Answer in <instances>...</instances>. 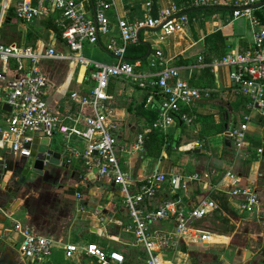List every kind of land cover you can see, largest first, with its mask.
I'll list each match as a JSON object with an SVG mask.
<instances>
[{
  "label": "built area",
  "instance_id": "built-area-1",
  "mask_svg": "<svg viewBox=\"0 0 264 264\" xmlns=\"http://www.w3.org/2000/svg\"><path fill=\"white\" fill-rule=\"evenodd\" d=\"M121 1L124 0H0V167H4L5 155L26 159L31 155L35 139L38 154L44 139L60 134L70 157H80L88 169H95L97 176L119 187V202L126 211L128 225L123 227L121 220L100 215L97 210H88L83 205L79 211L103 226L112 223L129 232L131 240L127 244L140 252L135 262L209 264L194 262L189 253V244L203 246L208 242L210 232L203 223L219 207L218 201L208 193L186 198L188 183L198 179L199 175L195 172L167 174L157 169L137 178L123 169L119 151H142L151 130L166 131L173 124L175 113L180 115L178 119L182 122L192 124L196 116L185 108H192L196 101L210 97L213 89L191 85L180 76L179 67L162 62L161 50L155 52L159 65L155 71H142L125 58L128 47L137 41L136 33L142 25L159 26L162 36H166L188 23L186 14L171 17L167 13L161 20H155L150 14V2H146L142 22L115 17L118 35L104 44L105 50L115 59L114 63L85 56L84 45L96 44L100 33L111 30L113 24L109 13ZM221 1L193 0L197 6L219 5ZM248 4L234 9L232 15L249 18L253 28L252 45L244 50L228 51L207 64L211 68L228 66L232 92L246 98L242 119L228 132L235 154L248 146L247 130L253 111L258 113L264 127V26L251 13ZM172 8L177 7L173 4ZM8 17L24 24L53 20L66 50L57 49V31L53 28H49V41L39 39L29 43L20 38L5 43L4 26ZM49 58L66 59L88 71V88L82 92L69 91V99L77 105L74 110L53 109L47 102L48 79L41 62ZM203 58L202 55L198 57L202 64ZM151 64L155 65V62ZM112 80L148 89L160 98L158 117L151 125L141 128L134 141L126 146L118 144L122 124L110 92ZM5 105L9 110L4 108ZM73 140L81 141L82 145L71 144ZM189 146V149L200 148L201 143L194 141ZM263 150L264 147H257L256 152L261 154ZM225 175L231 181L227 193L238 199L239 212L250 219H264V201L256 188L241 182L243 177L231 169H227ZM165 187L173 198L164 194L165 197L158 201V193ZM76 196L80 198L81 193L76 192ZM11 231L18 237L22 258L31 264L48 262L54 248L62 249L66 259L87 258L94 264H127V256L119 250L87 241L63 243L18 220H13Z\"/></svg>",
  "mask_w": 264,
  "mask_h": 264
},
{
  "label": "crops",
  "instance_id": "crops-1",
  "mask_svg": "<svg viewBox=\"0 0 264 264\" xmlns=\"http://www.w3.org/2000/svg\"><path fill=\"white\" fill-rule=\"evenodd\" d=\"M146 2L151 3L150 14L155 20H161L162 15L167 13L171 17L186 14L188 23L183 29L166 36H162L159 26L150 28L142 25L138 29L139 40L128 47L125 57L134 62L138 69L150 72L159 67L155 52L161 50L164 56L162 62L179 67L180 76L191 85L211 88L213 93L208 98L196 101L192 108H185V111L196 116L192 124L175 118L166 131L159 130L168 142L162 145L158 156L145 154L147 145L144 144L142 151H119L121 165L125 171L137 178L150 175L157 169L177 175L195 172L199 178L191 181L192 194L186 198L202 193H208L212 198L213 195L224 196L233 214L218 207L204 220L205 229L214 237L203 246L189 244V253L194 262L236 264L238 257L234 258V255L237 254L240 263L251 261L250 264H256L253 260L255 257L264 264V253L262 255V252H256H264V219H250L246 214L239 212L238 199L227 193L231 181L225 175L227 169L238 173L243 177L241 182L253 185L264 201V155L256 152L257 147H264V127L258 113L253 111L248 123L246 149L235 154L232 142L230 141V146L226 145L225 133L242 119L246 98L232 92L233 83L228 66L211 68L207 65L212 59L219 58L222 52L225 54L232 50H244L252 45L253 28L249 18L244 15L234 17L232 12L234 9L245 7L248 2L251 13L264 26V0H222L221 4L214 6H197L193 0H124L118 2L116 9L109 13L113 24L111 30L100 33L96 44L87 45L85 50L95 55L88 57L94 60L99 57L101 62L114 63L115 59L105 50L104 44L118 35V29L114 25L115 17L142 22ZM258 3L261 4L257 5ZM173 4L177 8L173 9ZM11 19L15 30L5 23L4 32L13 40L24 38L27 41L29 25L36 22H20L23 28L19 30L18 21L12 17ZM48 21L54 25L53 20ZM218 33L220 36L216 35ZM49 36L50 32L45 39L36 40L49 41ZM55 38L57 49L66 50V47L57 41V37ZM201 55L204 57L203 64L198 60ZM64 60L66 59L49 58L41 62L48 79L45 97L53 109L74 110L77 105L69 99V91L82 92L88 88V71L69 60H66L68 64L65 67L59 62ZM152 62H155V65H152ZM110 92L116 112L121 116L118 144L126 146L134 141L141 128L151 125L158 117L156 114L160 107V98L148 89L120 80L111 81ZM53 136L44 139L42 143L43 146L46 145L60 153L59 162H45L43 174H37L44 177L43 180H27L29 173L23 182H19L26 159L17 155H5L4 167H0V264H31L24 260L19 252L18 237L11 231L13 220L30 226L38 233L53 236L63 243L87 241L110 249L115 247L122 251L134 250L127 244L131 240L129 232L112 223L103 226L85 212L79 211L80 205H83L88 210H97L100 215L121 220L123 227L128 225L126 211L119 202V187L97 176L95 169H88L80 157H70L64 149L63 137L60 134L61 144L54 146ZM194 141H199L201 147L189 149V144ZM71 144L81 146L82 142L73 140ZM230 153L233 155L228 156ZM50 166H56L58 169ZM76 192L81 193L80 198L76 196ZM164 194L173 198L165 187L158 193L157 200L163 199ZM186 198L183 197V200ZM1 216L4 217L3 221ZM215 217L217 222L225 221L238 229L244 228L242 241H231L236 230L225 234L215 232L212 228L214 225L210 224ZM66 225L69 226L65 228ZM91 232L98 234L101 242L90 240L88 236ZM102 238L107 239L105 244L102 243ZM226 248H229L232 255L228 254L223 261L222 254L217 252ZM184 249L186 250V247ZM44 264L94 263L87 258L66 259L62 249L54 248L50 260Z\"/></svg>",
  "mask_w": 264,
  "mask_h": 264
},
{
  "label": "trees",
  "instance_id": "trees-1",
  "mask_svg": "<svg viewBox=\"0 0 264 264\" xmlns=\"http://www.w3.org/2000/svg\"><path fill=\"white\" fill-rule=\"evenodd\" d=\"M7 24H9V27L12 30H15V27L13 25V21L10 17H8ZM49 28H53L54 30L57 31L56 33V37H57V41L62 43V40L60 38V32L57 30V28L55 27V25H53L51 22L49 21H43L40 24H31L29 25V30L27 31V42L29 43H33L37 38H46L48 33H49ZM217 36H220V33L216 34ZM4 37V42L5 43H9L10 41L13 42L11 39L12 37L9 36V34L5 33ZM6 37V38H5ZM137 42V41H136ZM135 42V43H136ZM63 44V43H62ZM223 52L220 54V57L223 56ZM128 61L132 62L131 60H129L127 57H125ZM158 114H156L157 116ZM174 116L176 118L180 117V115L178 113H175ZM167 140H165L164 135L158 130V129H152L151 132L147 135V138L145 140V144L147 145L146 149H145V154L147 155H151V156H158L162 145L166 142ZM168 142V141H167ZM233 155L232 153L228 154V156ZM215 198H217L216 200L218 201V206L219 208L226 210L227 212L233 214L232 210H230L227 206V202L226 199L224 198L223 195H213ZM213 197V198H214ZM116 250H119L121 252H123L126 256H127V264H138L137 262H135V257L140 253L138 251L134 250H125L122 251L120 248H115L112 247Z\"/></svg>",
  "mask_w": 264,
  "mask_h": 264
},
{
  "label": "rangeland",
  "instance_id": "rangeland-1",
  "mask_svg": "<svg viewBox=\"0 0 264 264\" xmlns=\"http://www.w3.org/2000/svg\"><path fill=\"white\" fill-rule=\"evenodd\" d=\"M26 27V26H25ZM17 28H19V30H21L22 28H23V25H21V23L20 22H18V24H17ZM86 47H87V45H84V50H83V54L85 55V56H91L92 54H91V52L89 51V50H85L86 49ZM102 52H104V53H106L107 54V52L105 51V50H102ZM92 56H94L95 57V55H92ZM98 58V59H97ZM93 59V58H92ZM95 60H97V61H99L100 59H99V57H96V59ZM101 61V60H100ZM59 62H61L62 64H63V66H65V67H67V61L66 60H64V61H59ZM125 131H126V133H127V130L125 129ZM53 142H54V146H55V144H58V145H60L61 144V137L59 136V134H55L54 136H53ZM50 167H52V168H54V169H58L56 166L54 167V166H50ZM54 171H56V170H54ZM58 171V170H57ZM27 180H29L30 178L31 179H40V178H42V180H43V178L44 177H40V176H38L37 174H35V173H30L27 177ZM3 196V199L5 200V197H4V195H2ZM217 220V218L215 217L214 218V220H212V221H210V224H212V225H214V227H212L213 228V230L215 231V232H217V233H221V234H225V233H232L234 230H236L233 234V238L231 239V241H238V242H241L242 241V239L244 238V237H242V236H244V228L243 229H238V227L236 226H233V225H230L229 223H226L225 221H216ZM67 226H69V225H66L65 226V228L67 227ZM247 228H248V226H246ZM240 228V227H239ZM251 228H249V230H250ZM230 230V231H229ZM89 239L90 240H93V241H95V242H101V237L98 235V234H96V233H94V232H91L90 234H89ZM102 243L103 244H105L106 242H107V239L106 238H102ZM238 242H235V243H238ZM244 246H248V245H245L244 244ZM232 248V247H231ZM229 248H226V249H222V250H218V254L220 253V254H222V260L223 261H225V258L228 256V254L231 256L232 254L231 253H229V250H228ZM262 249V248H261ZM255 250H256V248H255ZM256 252L258 253V254H260L261 252H262V255H263V250H256ZM261 256V255H260ZM236 257H238L237 258V260L236 261H238V263H236V264H250L251 263V261H248L247 263H245V262H242V263H240L239 262V256L237 255V254H235L234 255V258H236ZM255 257H253V260L256 262V264H262V261L260 260V259H254ZM245 260H248V259H245Z\"/></svg>",
  "mask_w": 264,
  "mask_h": 264
},
{
  "label": "water",
  "instance_id": "water-1",
  "mask_svg": "<svg viewBox=\"0 0 264 264\" xmlns=\"http://www.w3.org/2000/svg\"><path fill=\"white\" fill-rule=\"evenodd\" d=\"M260 4L261 3H258L257 5H260ZM84 8H85V10L88 9L86 3H84ZM138 33H139V30L136 33L137 40H139ZM4 108L9 110V107L6 105L4 106ZM225 142H226V145L230 146L228 131L225 133ZM32 147H33V149L31 151V155L29 157H27L25 160V165L23 167V171H22V174L20 176L19 182H23L25 177L29 173H35L38 175L43 174L44 167H45V161L52 163V164H58V162H59L58 157L60 156V153L58 151H53V149H51L50 147H48L46 145L45 146L40 145L38 147L39 153L36 154V147H37V140L36 139L34 140ZM262 155H264V151L262 152ZM191 194H192V186H191V183H188L187 188H186V196L191 197ZM5 210H6V208L4 207L3 211H5ZM0 212H1V209H0ZM1 220L3 221L4 217L1 216ZM92 230L94 231L95 229L92 228ZM247 255H249V251H247Z\"/></svg>",
  "mask_w": 264,
  "mask_h": 264
},
{
  "label": "bare ground",
  "instance_id": "bare-ground-1",
  "mask_svg": "<svg viewBox=\"0 0 264 264\" xmlns=\"http://www.w3.org/2000/svg\"><path fill=\"white\" fill-rule=\"evenodd\" d=\"M214 235H210L209 240L211 241L213 239Z\"/></svg>",
  "mask_w": 264,
  "mask_h": 264
}]
</instances>
